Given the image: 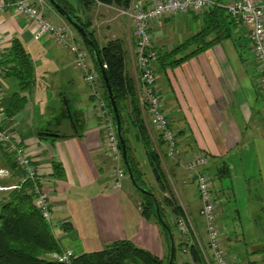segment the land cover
<instances>
[{"label": "crops", "instance_id": "obj_1", "mask_svg": "<svg viewBox=\"0 0 264 264\" xmlns=\"http://www.w3.org/2000/svg\"><path fill=\"white\" fill-rule=\"evenodd\" d=\"M65 2L83 21L91 23L100 46L112 39L126 41L130 50L127 72L138 88L133 52L136 35L122 8L100 2L87 7L82 0ZM42 10L54 24H69L51 0L44 1ZM207 24L205 11L190 10L154 21L150 32L156 47L165 52L198 34ZM35 29L36 25L15 9L0 11V35L4 38L5 52L8 53L13 40L19 39L31 56L35 73L33 85L21 92L27 98L25 107L10 117L6 110L20 86L14 75L4 71L0 80V109L6 125L40 168L43 184L50 193V226L61 250L80 255L101 250L115 240L130 239L164 257L167 240L156 221L142 214V194L129 174L121 188L114 187L115 161L105 148V130L98 97L94 94L96 90L104 96L100 79L95 84L89 82L86 71L75 64L70 49L60 46L50 34L36 38ZM250 33V26L243 22L233 28L230 36L190 54L177 65L156 64L158 88L170 125L177 132L180 154L187 157L197 151L206 152L210 158L203 167L206 172L212 161L220 164L218 168L223 162L230 167L231 176L223 179L216 176L217 168L213 185L219 196L217 220L222 228L221 242L232 264H264V85L260 83L261 69ZM217 34L211 32L207 40L215 39ZM199 46L201 43L192 45L178 57ZM91 66L99 72L92 58ZM125 104L131 127L130 144L142 170V180L145 186L148 183L149 188L165 196L168 193L159 188L144 141L132 121L130 99ZM148 130L155 147L165 154L163 141L153 135L152 128ZM163 159L190 226L186 235L176 230L177 238L192 242L195 237L211 260L197 185L188 178L182 164L169 157ZM234 161L242 176L239 181L233 179ZM1 164L3 202L25 179L19 169H10L4 159ZM56 165L60 166L59 170ZM237 182L243 191L241 203L237 200ZM232 203L235 207H231ZM165 207L168 218L174 220L171 208ZM51 256L57 258L55 253ZM183 257L185 264L208 262L192 261L188 251Z\"/></svg>", "mask_w": 264, "mask_h": 264}, {"label": "trees", "instance_id": "obj_2", "mask_svg": "<svg viewBox=\"0 0 264 264\" xmlns=\"http://www.w3.org/2000/svg\"><path fill=\"white\" fill-rule=\"evenodd\" d=\"M56 1L72 15L74 20L82 24L85 30L90 34L102 60L106 64L107 73L121 114L122 132L127 144L130 166L138 184L150 191V193H145L138 188L142 194V214L148 220L154 219L161 227L162 233L168 243L169 252L166 258L159 257L150 250L138 246L130 239H119L106 245L101 250L74 255L69 262L61 261L58 258L52 257V254H62L63 251L61 250L57 238L52 232L50 223L44 219L40 209L34 201L33 195L28 190L29 182L24 181L21 187L12 189L9 192V196L6 201L0 202V264H169L171 254V236L173 237L175 243V256L173 264H178V254L179 252H182L184 248H187L192 261L196 263H206L203 250L195 237H193L192 242L177 238L176 219L179 216L186 218V213L183 207L173 196L165 195L162 200L155 190L145 186V182L142 180V170L133 157V150L129 138L131 127L128 123V115L125 114V102L128 99H130L132 104V121L134 124L136 123L135 125L138 127L139 138L144 141L150 164L152 166L154 176L159 184V188L163 192H171V182L164 168L162 158L151 139L148 127L142 117V110L138 101L136 84L127 72V62L130 50L126 41L123 39H112L104 46H100L95 37L94 31L91 29V23L89 21H83L80 16L76 15L69 8V5L65 2V0ZM82 1L87 7L100 2L103 4L114 5L122 9H129L133 0ZM205 15L208 18V24L204 27V29L198 34L187 38L172 51L160 52L157 61L158 64L163 67L177 65L184 61V59H186L190 54H197L205 48L213 45L215 41L230 36L233 28L238 24L243 23L241 21H237L225 7L214 6L206 10ZM213 31H217V37L208 41L207 37ZM83 43L89 51L92 61L99 70L104 97L106 98L114 117L108 92L93 49L84 41ZM200 43L201 46L197 49L184 56L178 57L180 53L183 51L185 52L192 45H199ZM2 64L7 74L14 75L18 79L20 86V91H17L12 95L11 103L6 110L7 115L11 117L19 113L27 103L26 96L22 95L21 92L28 90L34 83V65L30 54L27 52L19 39L13 40L8 53L4 54ZM0 149L2 150L3 159L6 161L8 167L10 169L17 168L23 173L22 169L15 161L14 153L1 142ZM164 157L167 156L164 154ZM59 168L60 166L56 165V169L59 170ZM230 174V167L226 162H223L218 168L216 176L219 179H223L225 177H229ZM156 202L160 207V213L164 220V224L168 225L169 229L163 224L157 214ZM163 202L165 203V206L171 208L172 213L174 214V220H170L168 218L166 207ZM64 228H67V224H64Z\"/></svg>", "mask_w": 264, "mask_h": 264}, {"label": "built area", "instance_id": "obj_3", "mask_svg": "<svg viewBox=\"0 0 264 264\" xmlns=\"http://www.w3.org/2000/svg\"><path fill=\"white\" fill-rule=\"evenodd\" d=\"M44 1L0 0V11L13 8L26 16L36 25V38L44 34L52 35L60 46L71 50L74 54L75 64L83 68L86 71V79L95 84L100 79V74L92 70L90 53L82 43L77 41V33L70 24L58 26L45 17L42 10ZM214 6L225 7L237 21L245 22L250 26L251 46L261 69L260 83L264 85V0H229L227 2L218 0H133L130 8L122 9V12L130 18L136 35V45L133 52L139 79L137 95L142 117L146 125L154 128L157 136L165 144V155L182 164L188 172V178L197 185L202 203L200 213L206 221L209 238L208 247L212 253L210 260L202 249L208 264H232V259L221 242L222 228L217 222L218 199L214 194L213 179L203 169L209 162V155L204 151H197L187 157L180 154L177 132L170 125L169 116L164 109L163 96L157 84L156 64L160 50L154 44L150 32V25L166 15L190 10L202 12ZM5 53L4 38L0 35V80L5 71L2 64ZM94 94L98 97V106L105 130V148L115 161L114 187L119 189L128 176V170L123 159L116 122L106 98L99 91L95 90ZM0 142L14 153L15 161L22 169L25 181L29 182V192L33 195L44 219L50 223L52 221L50 193L43 184L40 168L33 162L25 146L17 139L12 129L6 125L1 109ZM157 151L164 160V153L159 149ZM176 223L179 234L186 235L189 233L190 226L185 217L179 216ZM183 251L186 252L187 248H184ZM73 256L72 250L57 254V258L65 262H69Z\"/></svg>", "mask_w": 264, "mask_h": 264}, {"label": "water", "instance_id": "obj_4", "mask_svg": "<svg viewBox=\"0 0 264 264\" xmlns=\"http://www.w3.org/2000/svg\"><path fill=\"white\" fill-rule=\"evenodd\" d=\"M51 2L53 3V5L55 6V8L66 18V20L71 24V26L79 33V35L81 36L82 40L88 44L94 52L95 58L97 60L104 84L106 86L107 92H108V96H109V100L111 102V106L113 109V113H114V117H115V122H116V129H117V134L119 137V143L122 149V154H123V159L125 162V165L127 167L128 170V174L131 178V180L133 181L134 185L137 188H140L143 192L145 193H150V191H148L146 188H143L142 186H140L138 184V182L136 181L132 168L130 166V162H129V158H128V150H127V144L122 132V120H121V114L119 111V107L116 101V97H115V93L112 87V84L110 82L108 73H107V69H106V64L104 63V61L102 60L95 44L94 41L92 39V37L90 36V34L85 30V28L82 26V24H80L79 22H77L76 20H74L72 18V15L56 0H51ZM156 209H157V214L160 218V220L163 222L164 224V220L162 218V215L160 213V207L158 205V203L156 202ZM168 229V225L164 224ZM174 256H175V243L173 240V237L171 236V254H170V260H169V264H173V260H174Z\"/></svg>", "mask_w": 264, "mask_h": 264}, {"label": "rangeland", "instance_id": "obj_5", "mask_svg": "<svg viewBox=\"0 0 264 264\" xmlns=\"http://www.w3.org/2000/svg\"><path fill=\"white\" fill-rule=\"evenodd\" d=\"M77 33V32H76ZM77 41L79 42V43H82V45L86 48V46L84 45V43H83V40H82V38L78 35V33H77ZM87 49V48H86ZM89 52V51H88ZM152 133L153 134H155L156 136H157V133L155 132V130L152 128ZM2 156H3V154H2V150L0 149V158H2ZM3 159V158H2ZM2 159H0V166L2 165L1 164V160ZM232 164L234 165L233 167H232V172H233V179H234V181H239V179H240V177H242V176H240V174H239V166H237V164H236V162L234 161V162H232ZM163 165H164V167H165V165H166V163H165V161H164V163H163ZM220 164L219 163H216V162H214V161H212L210 164H209V166H208V173L211 175V178L212 179H214L216 176H215V172L217 171V168H218V166H219ZM231 176V175H230ZM152 179V177L150 178V180ZM231 179V178H230ZM237 193H238V202L239 203H241V202H244L243 201V197H241V195H242V193H243V191H242V186H241V184L240 183H238L237 182ZM150 186V184H148L147 183V187H149ZM179 186V185H178ZM177 186V187H178ZM153 190L155 189V188H153V187H151ZM171 192L169 193L168 192V196H173L177 201H178V199H177V197H176V194H175V192H174V188H173V186L171 185ZM213 188H214V194H215V197H219L218 195H217V193L215 192V186H213ZM3 191L4 190H0V202H2V200L4 199L3 197H4V193H3ZM158 195H160V198L163 200V197H164V195L163 194H160L159 192H158ZM219 199V198H218ZM179 202V201H178ZM233 202H235V200L233 201ZM163 204H164V206H165V203L163 202ZM234 205V203H232V205H231V207H235V206H233ZM202 216V215H201ZM202 218V217H201ZM202 220H203V223L205 224L204 226H206V221H205V218L203 219L202 218ZM217 222H218V220H217ZM175 227H176V225H175ZM177 228V227H176ZM160 229H161V227H160ZM162 230V229H161ZM168 252H169V249L167 250V252L165 253V255H164V258H166L167 257V254H168ZM184 254H185V252L184 251H182V252H179V254H178V257H177V262L180 264H185V261H183V256H184ZM211 258V257H210ZM207 262V261H206ZM207 264H208V262H207Z\"/></svg>", "mask_w": 264, "mask_h": 264}]
</instances>
